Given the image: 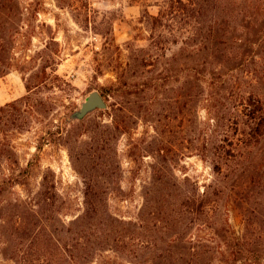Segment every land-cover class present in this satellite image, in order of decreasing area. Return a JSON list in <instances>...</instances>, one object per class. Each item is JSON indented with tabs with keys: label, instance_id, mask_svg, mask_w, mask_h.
Instances as JSON below:
<instances>
[{
	"label": "rangeland",
	"instance_id": "1",
	"mask_svg": "<svg viewBox=\"0 0 264 264\" xmlns=\"http://www.w3.org/2000/svg\"><path fill=\"white\" fill-rule=\"evenodd\" d=\"M261 1L0 0V264H264Z\"/></svg>",
	"mask_w": 264,
	"mask_h": 264
},
{
	"label": "trees",
	"instance_id": "2",
	"mask_svg": "<svg viewBox=\"0 0 264 264\" xmlns=\"http://www.w3.org/2000/svg\"><path fill=\"white\" fill-rule=\"evenodd\" d=\"M219 1L226 2L223 4L224 7H226L223 9L224 11L229 8L228 3L233 8H234L233 5L235 4L236 7L241 6L243 7V9L249 8V10L253 8H257L260 4H262L261 0H163V6H164L165 11L164 12L160 11V14L158 17H162V18L168 17L169 18V16L175 17V15H177V17L179 18L190 19V22L194 21L196 24L195 27L193 28L194 29L193 35H204L207 41L214 39L218 36H221V37L223 36V38H225L224 40L225 42L217 41L215 45L213 46L215 48H219L221 46L220 44H222L223 49L225 48L226 50L228 49L232 51L234 48V50L236 51L238 49V46H236L237 44L228 41L229 35L227 31H229V27H230L228 22H226L228 23L227 30L225 29V31H222V33H220V29H216L214 26H211L208 30H205L204 28L201 27V18L203 16H206L207 12L213 9L217 10L218 9L217 5L218 3H220ZM232 12L233 11H230V13L229 12L225 13L228 16L227 18H230V19L232 18V15H231ZM158 17L148 14V22L152 23V25H155L159 21ZM210 36L212 37L211 39L209 38ZM205 46L206 48H210L209 45L207 44H204L203 47ZM202 49H205V48H202ZM223 56L227 58L226 54ZM96 202H97L96 199L87 200V205L90 206V210L88 209V211L86 212L84 216V219L94 220L95 218L98 217V214L96 213V209L94 207ZM71 234L75 235L76 233L71 232ZM83 249H86V248L82 247L78 243L77 244L72 243L69 249L70 257H75L74 253H76L77 250L82 251Z\"/></svg>",
	"mask_w": 264,
	"mask_h": 264
},
{
	"label": "water",
	"instance_id": "3",
	"mask_svg": "<svg viewBox=\"0 0 264 264\" xmlns=\"http://www.w3.org/2000/svg\"><path fill=\"white\" fill-rule=\"evenodd\" d=\"M107 108L104 97L98 91H92L82 103L80 109L71 115L72 120H82L96 110Z\"/></svg>",
	"mask_w": 264,
	"mask_h": 264
}]
</instances>
